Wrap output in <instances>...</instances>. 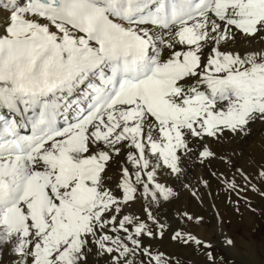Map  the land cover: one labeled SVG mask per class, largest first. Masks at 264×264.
Returning <instances> with one entry per match:
<instances>
[{
  "label": "snow or ice",
  "instance_id": "1",
  "mask_svg": "<svg viewBox=\"0 0 264 264\" xmlns=\"http://www.w3.org/2000/svg\"><path fill=\"white\" fill-rule=\"evenodd\" d=\"M0 13V264H172L145 244L165 234L153 207L177 195L168 181L190 189L193 160L235 167L213 145L264 123V49L241 47L264 41V0H0Z\"/></svg>",
  "mask_w": 264,
  "mask_h": 264
},
{
  "label": "rangeland",
  "instance_id": "2",
  "mask_svg": "<svg viewBox=\"0 0 264 264\" xmlns=\"http://www.w3.org/2000/svg\"><path fill=\"white\" fill-rule=\"evenodd\" d=\"M251 133L252 132H250L248 136H250ZM237 143L239 144L240 141H237ZM237 155L234 154L235 159H232L234 165L235 162L237 164L241 162L239 161L241 159L236 157ZM216 161L219 163L217 166L221 172L222 166L220 164L222 163L218 160ZM237 164L235 167L231 169L229 168L231 171L227 173V177L229 178L228 181L233 179L235 173H238L236 170L238 169ZM207 166L211 168L209 163ZM200 171H202V167L197 161L193 160L190 162L188 165V180L185 182L190 183L191 188H181L179 185V224L175 225L174 229L175 232L180 231L184 234H190L196 239L203 241L204 245L211 244L212 248L208 249L206 246L196 245L191 241L184 243L182 241L174 240L172 239L173 232H170L167 234L165 246L162 248L163 251L159 254L165 259L170 260L172 264H209L206 255L209 251L214 257H216L215 264H264V195H262V193H264V183H262L263 186H260L259 183L257 186L256 180L254 181L250 177V183L245 180H236L235 183L237 187L235 189L229 188L227 185L226 192L223 191V195L217 194L218 196L216 195L213 198L207 190L208 185L205 186L202 182L203 179H206L201 177L203 174L199 175L198 172ZM216 180H219L220 183L223 181L221 177ZM253 185L256 190L253 189ZM199 186L201 188H199ZM202 189L204 190V193ZM183 194H186V196ZM171 202L172 200L167 204L169 205ZM192 203L194 204L192 205ZM217 203H219V205ZM225 209L226 211H224ZM204 216L207 223L201 225L199 222ZM221 217L225 218L224 222ZM223 223L224 230H222ZM250 235H252V238L256 241L255 244H252L250 241ZM227 237L233 239L235 245H227L226 240L229 239ZM159 239H161V236ZM235 239L245 240L248 243V247L246 249L244 247L241 248ZM171 240H173L172 242L175 245L171 244ZM164 249L167 250L165 251ZM145 258L147 260V257Z\"/></svg>",
  "mask_w": 264,
  "mask_h": 264
},
{
  "label": "bare ground",
  "instance_id": "3",
  "mask_svg": "<svg viewBox=\"0 0 264 264\" xmlns=\"http://www.w3.org/2000/svg\"><path fill=\"white\" fill-rule=\"evenodd\" d=\"M3 23H4V14L0 13V26H2ZM241 47H243L244 49H247V50L259 51V50L264 49V41L259 40V39L258 40H255V41H251V42L241 41ZM251 132L252 133L248 137H243V138H240V139H237L236 137L227 138L224 141H222L220 144L213 145V148H214L215 151H217V153L219 155H228V156H231L232 159L234 158V154L237 155V153H238V155L236 157L237 158L239 157L241 159L239 161H241V162H239L238 164L235 162V165L237 164V168H239V169L242 168V170L248 175V177H250L254 181L256 180L257 186H258V183L261 186L262 185V182L260 181V179L257 176V171L260 168V166L264 165V123L259 122V121L253 123L251 125ZM237 141L238 142L240 141V143L238 144ZM216 160H218L220 163H222V164H220L222 166L221 167L222 168V171L221 172L219 171V168L217 166V164H219V163H217ZM209 165H210L211 168H209V166H202L201 165L202 171H200L198 173H199V175H202L203 174V176H201V177H204L208 181L207 190L209 191V193L211 194V196L214 198L217 194L223 195V191L226 192V189H227L226 187L228 185V182H229L228 179L229 178L226 180V179H224V177H227V173L229 171H231V170H229V167H226L225 164L223 163V161H221L219 159L212 160L209 163ZM194 166H196V165H194ZM191 171H192V169H191ZM196 173H194V174H196ZM212 173H216V175H212ZM221 174H223V175H221ZM220 177L223 180V181L221 180L222 181L221 183L219 182V180H216V179H219ZM234 178H235V181L236 180L237 181L244 180L243 177L240 174H238V173L237 174L235 173ZM194 179H193V181H194ZM168 185L175 188V190L177 192V195L172 199V202L169 205L167 203H169L170 201H167V202H164L159 208H156L155 206L153 207L154 215H156V217L161 222L165 223L166 226H167L166 227V230H165V234L163 236H161V239H159L157 236H154V237L147 238L145 240V244L149 248H151L152 250H154L153 251L154 254L160 253L161 251H163L162 248L165 246V242H166V239H167V234L170 233V232H173L174 233L175 232L174 226L179 224V206H180L179 205V201H178V199H179L178 198L179 197V194H178L179 193V185L178 184L173 185L172 181H170V180L168 181ZM203 187H205V186H203ZM199 188H201V187L199 186ZM263 188H264V186H263ZM203 193H204V190H203ZM186 194H183V195L186 196ZM247 202H248V200H247ZM193 204L194 203H192V205ZM217 204L219 205V203H217ZM142 205L145 206V207L147 206V204H146L145 201H140V202L136 203L134 205V211H135V214L136 215H139L142 219H146V214L142 211ZM226 209L224 211H226ZM227 215H228V213H227ZM205 216L203 218H201V221L199 222L201 225L207 223V220H206ZM220 216H223V215H220ZM221 218H222V221L224 222L225 221V218H223V217H221ZM148 223L151 224L152 222L151 221H148ZM221 229H222V227H221ZM222 230H224V223H223V229ZM225 232H227V231H225ZM168 238H169V236H168ZM227 238H229V237H227ZM250 238H251L250 241L252 242V244H255L256 241L254 240V238H252V235H250ZM235 240H236V242L238 243V245L241 248L244 247L246 249L248 247V243L245 240H240V239H238V240L235 239ZM172 241L173 240H171V244H174ZM234 245H235V243H234ZM194 247H195V245H194ZM167 249H164V250L166 251ZM201 253H200V255H201ZM145 260H146V258H145ZM225 260H227V259H225Z\"/></svg>",
  "mask_w": 264,
  "mask_h": 264
}]
</instances>
